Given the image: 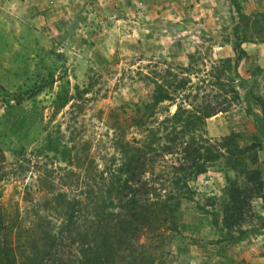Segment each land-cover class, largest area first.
Here are the masks:
<instances>
[{
    "label": "rangeland",
    "instance_id": "1",
    "mask_svg": "<svg viewBox=\"0 0 264 264\" xmlns=\"http://www.w3.org/2000/svg\"><path fill=\"white\" fill-rule=\"evenodd\" d=\"M238 1L252 20L264 13V0ZM238 21L231 0H0V217L11 228L0 237L14 264H80L83 239L68 231L47 251L64 204L84 201L86 183H123L141 152L159 201L145 214L168 218L117 234L115 263L130 252L153 256L146 264H264V143L246 113L248 91L262 115L264 30ZM235 30L240 77L223 65ZM172 133L221 144L204 172L183 176V194L172 184L181 147L164 149Z\"/></svg>",
    "mask_w": 264,
    "mask_h": 264
},
{
    "label": "trees",
    "instance_id": "2",
    "mask_svg": "<svg viewBox=\"0 0 264 264\" xmlns=\"http://www.w3.org/2000/svg\"><path fill=\"white\" fill-rule=\"evenodd\" d=\"M231 2L239 18L238 27L240 23L244 26H248L250 22H253L258 26V29H261V31L264 30V13L256 12L255 18L252 20L251 16L244 12L238 0H231ZM244 35L246 36V30L244 31ZM234 36L236 38L235 54L232 59H223V65L225 66L226 64H230L234 75L240 77L237 67L240 63V60L246 55V52L240 47L241 34H239L238 30L234 31ZM246 97V113L251 115L257 133L260 135L264 143V104H262L263 110L261 112V118H258L256 117L255 112L251 109V104L248 100V91ZM156 98L172 99V96L167 92H163ZM225 109L226 107L224 106L214 107L207 114L201 116L206 117L213 115L216 112L224 111ZM186 111L187 110L184 109L183 113ZM177 112L178 111L172 114V118H175ZM178 115H180V113ZM197 117L199 116L197 115ZM166 139L167 143L166 146L164 145V149H166L168 153L175 151L178 146L181 147L179 149L182 153V161L179 166H176V170H178L177 172L181 174L180 177L176 175L174 178H172V184L175 186L179 194H183L184 192H188L186 186V178L188 177L183 176H189L191 173L196 174L204 172L207 162L218 157L217 153L210 150L209 147L212 146L218 149L221 147V144L216 142L211 145V143L201 142L195 144L194 146L184 143L179 139L178 135L173 133L170 136H167ZM149 145L146 146L150 147ZM262 150L264 152V145ZM143 153H139L138 156L134 158V166H127L128 168L125 170L129 174V177L124 178L123 183L119 184V180L116 179L107 187L105 186L104 189L99 187L102 185V182L100 181L94 182V185L86 183L85 187L89 188V190L83 193L85 196L84 201L75 198L71 201H67L66 204H64L63 215L66 216L67 223H64L63 226H60V229L57 233H52V236L51 233L48 235L50 237V243L47 242L46 247L47 251L50 252V255L53 254V252L56 253L58 251V249H56L57 243L54 240L55 237H58L60 239V243H63L62 235L65 233V231H68V233H65V239L69 237V239L74 240V236H80L83 239L86 256L84 257V260H80V258L77 259V261H80V264H146L145 259L152 260L151 257L153 256L149 255L144 258L142 255V257H140L136 262V260H134L135 258L133 259L131 257L130 252L127 255V260V256L125 257V261H117V263H115L114 260H112V258L117 255L118 251L116 248H119L121 246L120 242H122L118 239L117 234L121 233V237H123V233L133 227L139 228L140 226H150L157 217L158 218L156 220H159L160 218L163 225V220L168 218L164 215L165 218L157 216L151 219L149 218L150 216L145 214V205L148 206L147 210H149L151 207V202L157 204L159 201L157 199L158 196H155L156 199L152 201H150L148 198V195L154 189L152 188L153 186L150 184V182L148 185L147 180H142L140 171L145 166L144 161L141 160L144 158ZM188 163H190V165ZM134 184L136 185L134 186ZM97 193H101L100 198H97ZM170 198V196H166L165 199L162 200V205L167 206L166 200H169ZM111 209L114 210V212H112ZM167 210L169 211V208H167ZM85 215H89L87 216V218H89L87 219V223L79 224L78 220L80 219V216L86 217ZM2 223L3 222L0 217L1 231H4L5 229H11L9 227L10 225L7 226V224H3V226H1ZM71 230H73V232H71ZM2 242L3 238L0 237V264H14V248L8 246L7 243L6 246H4ZM54 260L55 258L50 259L49 263L47 264L54 263Z\"/></svg>",
    "mask_w": 264,
    "mask_h": 264
}]
</instances>
